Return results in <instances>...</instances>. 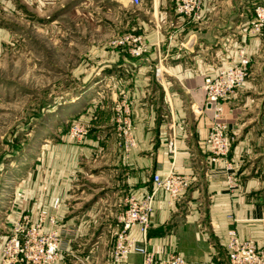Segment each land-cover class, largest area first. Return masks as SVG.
Instances as JSON below:
<instances>
[{"label": "crops", "instance_id": "obj_1", "mask_svg": "<svg viewBox=\"0 0 264 264\" xmlns=\"http://www.w3.org/2000/svg\"><path fill=\"white\" fill-rule=\"evenodd\" d=\"M143 3L138 12L145 18L146 55L103 59L93 76L101 79V134H90L82 146L40 152L33 169L22 165L19 171L24 182L18 183V211L56 215L64 230L54 264H116L111 254L127 197L151 192L153 175L171 169L192 175L191 187L174 202L156 192L149 234L131 231L139 243L120 264H143L144 249L159 258L174 250L186 264H226L230 231L264 244V33L242 34L264 0H203L200 21L179 16L174 0ZM243 48L249 78L221 101L222 120L234 137L228 160L238 187L230 190L224 165L210 162L205 145L213 111L205 106L203 85L240 61ZM94 84L81 98L96 90ZM118 94L128 99L134 127L136 147L128 151L115 117Z\"/></svg>", "mask_w": 264, "mask_h": 264}, {"label": "rangeland", "instance_id": "obj_2", "mask_svg": "<svg viewBox=\"0 0 264 264\" xmlns=\"http://www.w3.org/2000/svg\"><path fill=\"white\" fill-rule=\"evenodd\" d=\"M144 6L143 0L138 6L132 0H0L2 252L7 248L9 233L20 232L14 220L17 216L24 219L22 237L38 226L47 235L57 230L61 234V248L64 230L58 226L56 215H52L55 223H51L52 216L46 212L35 217L31 209L18 211L17 188L22 180L19 171L23 170L22 165L26 170L33 169L40 152L53 147L65 150L68 145L82 146L90 134H101V79L93 76L103 59L110 60L115 55L121 58L146 55L148 44L142 32L145 18L139 16ZM178 15L193 21L202 19V16ZM253 17L250 27H244L242 33L251 38L264 33V26L255 28V13ZM249 63L243 48L240 61L230 65L244 68V83L250 75ZM94 82L98 87L90 93L91 98L86 99L85 95L81 98ZM108 97L114 103L112 91ZM119 97L122 102L128 100L123 94ZM119 103L115 107L117 115ZM74 108L78 110L71 111ZM115 117L119 123L118 116ZM74 124H81L88 131L83 138L72 131ZM117 136L120 137L118 132ZM121 147L125 150L124 145Z\"/></svg>", "mask_w": 264, "mask_h": 264}, {"label": "built area", "instance_id": "obj_3", "mask_svg": "<svg viewBox=\"0 0 264 264\" xmlns=\"http://www.w3.org/2000/svg\"><path fill=\"white\" fill-rule=\"evenodd\" d=\"M134 5H140L142 0H132ZM176 11L185 16L200 17L202 0H174ZM258 30L264 26V5H258L255 9ZM139 53L140 52H135ZM243 54V53H242ZM247 62V61H246ZM248 63V62H247ZM246 73L244 68L229 66L222 69L215 77H207L204 80L203 89L206 96L205 106L213 111V122L205 140V145L210 154V162L213 165H224L226 171V182L230 190H235L237 180L234 174V166L228 160L234 137L230 134L229 126L222 120L223 107L221 101L231 96L239 85L244 83ZM122 108L124 111L121 112ZM118 122L120 124V135L124 137V148L126 151L136 147L133 135V125L129 117V105L125 102L118 104ZM125 112V114H123ZM74 133L81 134L83 138L87 130L84 126L77 124L73 126ZM169 151L172 156L176 154L175 139L169 142ZM193 176L179 173L171 169L165 176L158 173L153 175V190L143 194L141 197L132 193L126 199L125 210L119 218L120 228L116 232V239L112 249L111 258L116 264L129 260L135 252L138 240L130 235L131 231L138 227L147 238L151 227V218L154 212V200L157 191L162 190L169 196L170 202L178 200L192 184ZM51 223L55 218L50 217ZM15 225L20 227L19 234H10L6 250L0 258V264H54L59 259V231H51L45 234L40 226L27 232L22 237V225L24 219L17 216ZM26 238V239H25ZM227 263L226 264H264V244L258 245L253 239L241 240L238 234L230 231L227 239ZM143 264H186V258L179 252L171 251L167 256L159 258L154 252L144 249ZM207 264H224L216 260H210Z\"/></svg>", "mask_w": 264, "mask_h": 264}]
</instances>
